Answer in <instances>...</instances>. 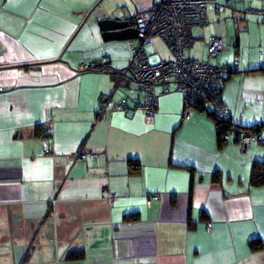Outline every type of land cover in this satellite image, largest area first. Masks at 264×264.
Returning <instances> with one entry per match:
<instances>
[{"label":"crops","instance_id":"0c3cea01","mask_svg":"<svg viewBox=\"0 0 264 264\" xmlns=\"http://www.w3.org/2000/svg\"><path fill=\"white\" fill-rule=\"evenodd\" d=\"M162 1L0 0V264H264V185L250 181L264 143L219 146L212 104L184 119L174 82L148 120L128 69L140 39L103 37L99 20ZM216 1L184 52L205 60L222 37L212 61L237 65L222 104L240 128L264 124V0ZM144 48L175 57L158 35ZM123 98L132 110L112 107Z\"/></svg>","mask_w":264,"mask_h":264},{"label":"built area","instance_id":"2783aa9c","mask_svg":"<svg viewBox=\"0 0 264 264\" xmlns=\"http://www.w3.org/2000/svg\"><path fill=\"white\" fill-rule=\"evenodd\" d=\"M236 1V0H231ZM216 0H164L151 9L138 13L133 18L134 26L138 30L139 45L132 42V57L129 64L131 80L141 92L142 101L135 106L142 109L148 120H152L158 106L159 93L157 87L163 91L169 89V83L174 82L177 90L184 96V119L189 120L200 99L213 96L211 104L217 115L229 120L228 112L219 96L222 78L236 70L237 65H225L212 60L218 59L227 49L222 37L210 35L208 38L207 58L197 60L185 54L187 29L195 24L207 23V9L218 8ZM264 21V8L258 11ZM160 36L172 48L173 59H160L153 63L149 60L144 45L152 43L153 36ZM108 63L102 61L86 62L84 70H101ZM260 63L264 66V53L260 54ZM3 88L0 87V93ZM113 108L124 111L132 110L128 105V98L120 102H113ZM259 132L242 131L238 134V142L243 146L252 143H264V124L259 126ZM46 149V153H49ZM84 156H99L97 153H83ZM211 227V224H208Z\"/></svg>","mask_w":264,"mask_h":264},{"label":"trees","instance_id":"16d2710c","mask_svg":"<svg viewBox=\"0 0 264 264\" xmlns=\"http://www.w3.org/2000/svg\"><path fill=\"white\" fill-rule=\"evenodd\" d=\"M229 75L225 76L222 79L225 81ZM221 87H222V81H221ZM219 96H220V94H219ZM212 99H213L212 95L208 96L204 99H200L198 101L196 107L204 108L205 104L211 103ZM209 113L216 121L219 146H223L224 143L227 141L229 135L233 132L237 135L236 139L238 140V134L241 133L242 131L259 132V130H260L259 126L261 124H256V125H253L250 127L240 128V127H238V125L233 124L231 122L230 118L228 121L221 119L217 115V113L214 109L210 110ZM186 167H190V166L186 165ZM217 177H218V174H215L214 178H217ZM250 181H251V184L253 186L264 185V159L258 160L254 163ZM126 218L128 220H138L139 216L136 213H133V214L127 215ZM262 244H263V241L261 239H252L250 241V245H251L252 249H254V250L260 249L262 247ZM81 256H82L81 251H72L69 255V257H71V258H77V257H81Z\"/></svg>","mask_w":264,"mask_h":264},{"label":"water","instance_id":"95a60500","mask_svg":"<svg viewBox=\"0 0 264 264\" xmlns=\"http://www.w3.org/2000/svg\"><path fill=\"white\" fill-rule=\"evenodd\" d=\"M135 17V16H134ZM133 17V18H134ZM133 18L106 17L99 20V26L106 40H132L138 38Z\"/></svg>","mask_w":264,"mask_h":264},{"label":"rangeland","instance_id":"374dc122","mask_svg":"<svg viewBox=\"0 0 264 264\" xmlns=\"http://www.w3.org/2000/svg\"><path fill=\"white\" fill-rule=\"evenodd\" d=\"M148 46H146V48H147ZM148 50V49H147ZM150 59L153 61L154 60V58L153 57H150Z\"/></svg>","mask_w":264,"mask_h":264}]
</instances>
